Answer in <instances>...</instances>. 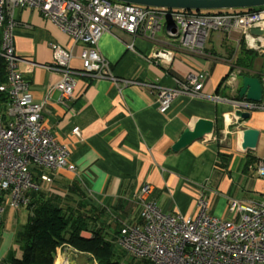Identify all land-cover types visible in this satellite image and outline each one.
<instances>
[{
	"label": "crops",
	"instance_id": "crops-1",
	"mask_svg": "<svg viewBox=\"0 0 264 264\" xmlns=\"http://www.w3.org/2000/svg\"><path fill=\"white\" fill-rule=\"evenodd\" d=\"M14 20L18 71L34 101L43 105L42 123L76 167V173L45 171L51 173V182L41 181L40 191L64 197L77 183L87 212L98 218L93 228H101L112 240L124 224L140 222L137 199L146 184L152 186L149 200L163 213L186 218L199 215L203 201L207 215L237 222L240 213L229 210L232 200L243 205L264 201V180L258 174V158L264 157V110L249 111L239 98L242 77L260 80L263 58L247 48L242 30H211L202 53H190L167 47L164 33L154 43L112 28L100 39L97 52L110 64L115 80L77 75L73 98L64 105L56 89L62 74L50 68L51 45L70 49L73 40L35 10L18 8ZM72 66L81 69L82 62L75 59ZM190 74L203 84L199 94L178 95L167 112H159L147 87L176 89ZM238 111L250 117L242 119ZM202 119L213 122L212 131L174 152L185 131ZM246 130L259 133L257 147L240 152L237 142ZM28 218L26 208L14 211L6 201L0 264L22 256L19 236ZM82 235L92 238L90 232ZM55 264L97 263L63 244Z\"/></svg>",
	"mask_w": 264,
	"mask_h": 264
},
{
	"label": "built area",
	"instance_id": "built-area-1",
	"mask_svg": "<svg viewBox=\"0 0 264 264\" xmlns=\"http://www.w3.org/2000/svg\"><path fill=\"white\" fill-rule=\"evenodd\" d=\"M18 8L41 13L74 42L70 49L51 45L50 68L62 74L56 89L64 105L73 98L77 75L115 80L110 64L97 52L100 39L112 28L154 43L164 33L167 47L190 53H202L211 30L240 29L247 48L263 58L260 82L264 90V7L244 14H197L111 0H0V56L6 63L7 78L0 85V93L8 96L5 110H0V227L3 198L19 210L30 205L31 192L40 190L34 169L76 173L65 147L42 123L43 105L34 101L29 83L18 71L20 59L13 38L14 11ZM252 30H260L262 35L255 36ZM79 44L84 45L81 50ZM75 59L82 62L81 69L72 66ZM236 77L231 76L232 80ZM202 87V82L190 74L176 89L147 88L158 103V111L165 113L178 95L195 97ZM240 106L249 111L264 110V92L260 103L243 102ZM73 132L78 134V129ZM258 174L264 180V157L258 158ZM41 180L51 182L43 174ZM151 189V185H144L137 199L140 222L124 224L118 232L117 244L130 257L149 264H264V201L243 205L232 200L229 210L240 213L237 222L207 215L203 201L200 214L186 218L163 213L149 200Z\"/></svg>",
	"mask_w": 264,
	"mask_h": 264
},
{
	"label": "trees",
	"instance_id": "trees-1",
	"mask_svg": "<svg viewBox=\"0 0 264 264\" xmlns=\"http://www.w3.org/2000/svg\"><path fill=\"white\" fill-rule=\"evenodd\" d=\"M250 10L233 11H201L197 14H223V13H251ZM1 38V32H0ZM249 52V51H248ZM253 56L252 53L249 52ZM240 65V64H239ZM240 66H243L242 64ZM6 63L0 57V85L5 84ZM8 103V96L0 93V109L3 112ZM35 180L40 186L41 176H50L48 169H34ZM50 172H53L50 170ZM80 186L73 183L69 186L64 197L47 195L42 191L31 193V203L26 208L29 218L24 233L19 236L22 256L11 257L9 264H55L57 249L63 244L69 245L76 252L87 254L97 264H142L143 260L126 261V256L114 240L100 228H93L97 217L87 212ZM79 194L80 202L76 197ZM6 198H3V208ZM78 201V203H77ZM5 203V204H4ZM120 229V228H119ZM119 232V230H117ZM83 232H90L92 238L83 237ZM117 232V234H118ZM134 260V259H133Z\"/></svg>",
	"mask_w": 264,
	"mask_h": 264
},
{
	"label": "water",
	"instance_id": "water-1",
	"mask_svg": "<svg viewBox=\"0 0 264 264\" xmlns=\"http://www.w3.org/2000/svg\"><path fill=\"white\" fill-rule=\"evenodd\" d=\"M114 2L135 5L152 9H164L167 11H233L250 10L264 7V0H111ZM253 35H262L260 30H252ZM242 87L239 98L247 103H260L263 98V87L258 78L244 76L241 78ZM237 116L248 119L249 113L237 112ZM214 124L207 120H198L193 130H187L179 141L173 146L172 150L178 152L189 146L196 140L203 139L204 136L212 131ZM259 133L255 130H246L239 136L237 149L240 152L254 151L257 147Z\"/></svg>",
	"mask_w": 264,
	"mask_h": 264
},
{
	"label": "rangeland",
	"instance_id": "rangeland-1",
	"mask_svg": "<svg viewBox=\"0 0 264 264\" xmlns=\"http://www.w3.org/2000/svg\"><path fill=\"white\" fill-rule=\"evenodd\" d=\"M204 42H205V41H204ZM203 45H204V44H203ZM31 193H32V192H31ZM31 193H30V198H31V200H32ZM22 209H23V208H22ZM13 210H14V211H18V210H16V209H13ZM19 210H20V209H19ZM24 213H25V210H24ZM23 230H24V229H23ZM117 236H118V234H117L116 237L114 238V243H115L116 245H118V244H117ZM132 259H134V260H132ZM132 259H131L132 262H133V261L136 262V260H138L137 258H132ZM142 264H149V263L145 261V263L142 262Z\"/></svg>",
	"mask_w": 264,
	"mask_h": 264
}]
</instances>
